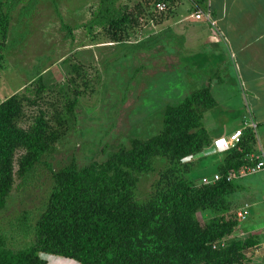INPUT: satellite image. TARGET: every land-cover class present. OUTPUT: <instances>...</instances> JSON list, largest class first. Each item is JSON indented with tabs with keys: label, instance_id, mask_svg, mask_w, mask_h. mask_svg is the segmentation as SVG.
<instances>
[{
	"label": "rangeland",
	"instance_id": "rangeland-1",
	"mask_svg": "<svg viewBox=\"0 0 264 264\" xmlns=\"http://www.w3.org/2000/svg\"><path fill=\"white\" fill-rule=\"evenodd\" d=\"M153 2L114 0L113 8L125 17L115 29L91 24L99 0H0L5 29L2 38L0 27V103L13 97L18 107L14 128L29 135L41 124L45 143L26 176L18 165L25 149L12 152L11 183L0 196L5 249L17 252L34 243L36 222L54 191L52 173L103 164L130 150L133 142L156 136L167 108L199 89L207 88L215 102L201 112L207 141L203 155L180 163L152 158L148 171L134 174V201L145 203L176 180L198 188L230 154H208L207 149L237 129L246 159L264 162V128H248L259 111L254 117L246 111L225 50L205 45V29L197 24L204 19L191 18L207 9L206 1L172 0L162 14ZM231 186L220 207L197 208L192 217L199 225L219 216L233 220L231 234L215 247L250 243L241 264H264V248L258 246L264 242V172ZM245 205L246 218L237 220Z\"/></svg>",
	"mask_w": 264,
	"mask_h": 264
},
{
	"label": "trees",
	"instance_id": "trees-1",
	"mask_svg": "<svg viewBox=\"0 0 264 264\" xmlns=\"http://www.w3.org/2000/svg\"><path fill=\"white\" fill-rule=\"evenodd\" d=\"M171 1L154 0L152 6L164 3L169 12ZM113 2L99 0L91 24L117 29L118 22L125 17L113 8ZM0 27L3 38L5 29L1 21ZM111 39L118 38L113 35ZM214 106L208 89H199L178 106L167 108L156 136L133 142L130 150L119 152L103 164L81 170L69 166L52 173L54 191L36 222L34 243L25 250L12 252L4 248L0 238V264H44L39 253L78 264H241L243 250L250 243L236 241L215 247V243L231 234L235 222L219 216L199 225L192 215L197 208L217 209L223 204L233 183L223 177L248 160L247 153L239 150L243 134L239 143L228 150L230 154L217 172L222 176L219 181L192 189L176 180L145 203L135 202L132 196L134 174L148 171L152 158L180 163L207 148L201 112ZM17 115L13 97L0 103V196L11 183L12 152L20 147L25 149L18 165L20 173L26 176L32 161L45 148L41 124L27 135L14 128ZM259 126L264 128V123L256 128Z\"/></svg>",
	"mask_w": 264,
	"mask_h": 264
},
{
	"label": "crops",
	"instance_id": "crops-1",
	"mask_svg": "<svg viewBox=\"0 0 264 264\" xmlns=\"http://www.w3.org/2000/svg\"><path fill=\"white\" fill-rule=\"evenodd\" d=\"M206 6L212 25L194 20L205 29V45L225 50L246 111L251 117L259 111L252 123H264V0H206ZM258 246L263 250L264 242ZM38 257L44 264H78L49 254Z\"/></svg>",
	"mask_w": 264,
	"mask_h": 264
},
{
	"label": "built area",
	"instance_id": "built-area-1",
	"mask_svg": "<svg viewBox=\"0 0 264 264\" xmlns=\"http://www.w3.org/2000/svg\"><path fill=\"white\" fill-rule=\"evenodd\" d=\"M154 10L157 13H162L166 11V5L164 3L158 2L153 5ZM203 18L204 22H207L209 25H212V22H210V16L207 9L205 10H196L195 14L191 17L194 20H199L200 18ZM252 130L257 129L256 125L254 123H251V125L248 127ZM242 135L241 130L237 129L234 132H232L228 138L225 140L224 138H218L213 141L214 148L210 147L208 150V154H222L228 151L230 148L234 147L236 144L239 143L240 137ZM204 150V149H203ZM202 150V151H203ZM201 151V152H202ZM200 152V153H201ZM198 153V154H200ZM202 154V153H201ZM203 155V154H202ZM188 158V157H186ZM182 159L181 161H184ZM257 172H264V162L263 161H251L250 159L247 160L243 165L238 167L235 170H231L223 177L226 182L232 183L234 181L240 180L250 174H254ZM222 178L219 174H214L209 179H203L201 185H210L217 181H219ZM248 206L245 205L237 211L235 214V217L237 220H244L247 216Z\"/></svg>",
	"mask_w": 264,
	"mask_h": 264
}]
</instances>
